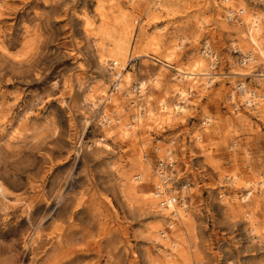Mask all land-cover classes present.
<instances>
[{"label": "rangeland", "instance_id": "rangeland-1", "mask_svg": "<svg viewBox=\"0 0 264 264\" xmlns=\"http://www.w3.org/2000/svg\"><path fill=\"white\" fill-rule=\"evenodd\" d=\"M155 2L0 0V178L9 192L8 200L0 198V264L68 261V255L56 258L68 248V234L48 236L54 225H74L68 238L84 256L80 264H152L153 258L165 264L171 251L160 235L165 220L145 198L154 192L161 162L175 178L170 191L185 200L175 205L183 223L173 211L169 217L180 228V235L169 231L181 242L173 252L178 264H264V106L236 114L229 101L236 84L246 81L240 74L263 61L244 67L241 55L257 47L226 30H245L246 16L264 15V6L261 0H162L153 11ZM228 9L245 11L243 26L226 20ZM126 18L124 64H113L115 57L99 64L101 53H113ZM205 42L219 56L215 69L203 53ZM259 42L264 49V31ZM168 45L175 48L170 59ZM177 69L218 76L203 90L206 76L190 85ZM116 79L131 96L112 95ZM142 80L154 94L145 91L148 113L130 136L121 125L137 123L134 88ZM262 82L247 84L258 92ZM177 84L193 86L182 105L170 93ZM92 89L97 93L86 100ZM161 100L175 110L185 106V115L157 124L150 115L160 111ZM104 115L120 120L104 125ZM208 117L211 124L204 125ZM146 173L152 174L148 183L145 177L134 189L132 177ZM249 190L253 195L244 201ZM29 203L38 205L37 219L48 208L65 212L45 222L38 242L26 220ZM32 245L38 263L28 252Z\"/></svg>", "mask_w": 264, "mask_h": 264}, {"label": "bare ground", "instance_id": "bare-ground-1", "mask_svg": "<svg viewBox=\"0 0 264 264\" xmlns=\"http://www.w3.org/2000/svg\"><path fill=\"white\" fill-rule=\"evenodd\" d=\"M261 2L264 4V0H261ZM161 4H162V0H156L155 4L153 5V7L151 9L153 11L154 10H159L161 8ZM165 7L166 8L168 7L167 2L165 4ZM239 10L240 11L242 10L243 11V15H244L245 11L243 9H239ZM242 19L244 20V16H242ZM262 19H264V15L260 16V15H252V14H250V15L246 16V23H247L246 26H247V28L245 30H243V29H237V30L226 29L227 32H229L230 34L236 33L237 36L242 38V39H245L246 37H249L250 42H252L253 44L256 45V47H257L256 49L248 50V52H247V53H251V55H253V61L254 62L255 61L257 62L259 57H262L261 59L264 62V49L262 48V46L260 45V42H259V36L261 35V33L263 34V31H264L263 25H262V23H263ZM226 20L228 22H230L229 18H226ZM243 20H242V23H238V25H242L243 26L244 25L243 23H245V21H243ZM124 23H125V29H124L123 35L120 36V39L115 44L113 53L110 54V55H106L104 53H101L99 55V57H98L99 64H101V65L106 64V63L108 64L111 57H115V59L113 60V64L118 65L119 61H122V63L124 64V61L126 60V58L128 56V52H129V45H128V42H127V36L129 34V30L128 29H130V25H131L127 18H126ZM223 25H225L226 28L228 27V25L226 23H224ZM182 39L183 40L184 39L190 40L187 37L182 38ZM204 45L206 47L209 44H208V42H205ZM172 48H173V45H168V46L165 47L164 51L167 52L168 59H170V57H172V55L174 53V49L175 48H173V49ZM215 54H216V56L218 58L217 59L218 62L214 61V65L212 66V67H214V69L220 62L218 54L217 53H215ZM165 65L169 66L166 63H165ZM198 65L205 66L206 65L205 60H199ZM250 66L251 65H249L248 67H250ZM261 66H263V64H261ZM263 68H264V66H263ZM257 72L258 71L256 69V70H254L253 72H250V73L247 72V73L240 74V76L245 78L246 81H241L239 83L241 85H243L244 88H245L244 94H242V95L247 96L248 93L251 92L252 94H254L253 92H255L257 94V97L260 100H262V102H261V108H262L264 106V81H263V79L260 78V74H256ZM177 73L180 76H182V77H179L180 78L179 80H183L184 78H186V79H188V83H192L190 85H194L193 82L198 78L199 75L206 76V80L207 81L203 84V90H206L207 88H210V86H213L215 84V79L218 76V74H215V73H213L211 71L207 72V73L206 72L205 73H199V72H196V71H194V72H186L184 70L177 69ZM120 77H121V75H117V78H120ZM249 77H250V79L258 78V80L263 81L261 83V88H258V92L256 90H254V88H252L250 85L247 84V79ZM154 81L158 82V78L155 77ZM116 82H117V79L114 80V84H116ZM118 82H119L117 84L118 92H113L112 95H117L119 93V91H120V93H126L127 95L131 96L132 93H130V91L127 90L128 89L127 84L123 83L121 80L118 81ZM212 83H213V85H211ZM137 85H140V88H141V95H138L140 100H135L134 101L138 105V107H137V115L135 117L137 123H136V125H134V124H126L125 126H126L127 129L123 125H121V129L124 130L123 132L125 134H127V135H130V136H135L137 134V128L141 127L144 124L145 116H147L146 113H148L147 112L148 111V105H147V102H144L146 100L145 91L148 90L152 94H154V88L151 87L149 80H142ZM192 88H193V86H190V89L188 90L187 88L180 87L177 84L174 87H172V89L170 90L171 91L170 93L174 94V95L178 94L179 97H180L179 101H181V100H186L187 101V96H189L191 94V89ZM96 93H97V90L92 89L89 95L88 94L85 95V99L86 100H90L91 97L95 96ZM90 95H92V96H90ZM229 101H232V97L231 96H229ZM160 103H161L160 104L161 105L160 111L150 115L151 119H154V117H156L155 122L157 124H162V123H166V122L170 123L172 121L178 120L179 117H183L185 115L184 113L187 111L185 106L184 107H181V106L177 107V110H175V108L172 109L171 107L168 106V104L166 103L165 100H161ZM93 104L97 105V102L95 101ZM103 113H105L104 108H102V113L101 114H103ZM114 113L118 114L119 110L116 109ZM152 115H153V117H152ZM103 117L104 118H103V122L102 123L104 125L107 124V123L111 124L112 122H118L120 120L119 117L112 118V117H107V116L105 117V115ZM206 120H207V122H206L205 125H210L212 119L210 117H208ZM197 140L201 141L202 140V136L199 135ZM157 176H158L157 177V183H156V186H155L153 194L150 193L149 196H147L145 198H146V201H148L147 205L150 208V210L153 213V215H158L159 217L163 218V220H165L164 224H166V228L167 229L164 228L165 230L164 229L161 230L160 231V235H161L162 239L164 240V242H166L165 243L166 246L168 245L169 248H171V251H168V253L165 254L164 263L165 264H178L176 262V259L173 258V256H174L175 252H178L180 250L179 247H181V242H179L178 240L177 241H173L171 239L170 235H169L170 234L169 231H171V229H172V233H174V234L177 233V234L180 235V228L177 227V224H175V222H169L170 221L169 217H170V215H171V213L173 211L172 214H175V217H177V216L179 217V215H180L179 219L182 222L181 216L182 217L185 216L183 214L184 212H182V214H181V212L176 209L175 205H177L180 201L184 202L185 200L184 199L178 200L179 198L176 195H174L172 191H170L169 186H174V185H169L168 184L167 188H166V191H160L159 188H161V190H162V187H161L162 174H161V170L160 169L158 170V175ZM171 176H172V174H171ZM145 177H146V182L148 183L149 179L152 177V174H149V173H146L145 175L144 174H139V175L137 174L134 177H132V181H133L132 182V187L134 189H138L137 188L138 187V182H140L141 180L145 179ZM260 185L264 188V180L260 181ZM140 192L142 193V190ZM146 195H148V193H146ZM252 195H253L252 190H249L245 194V196L243 197V200L244 201H248L251 198ZM1 197L3 198L4 201L8 200L9 192L5 188L3 182H2V180L0 178V198ZM174 198H177L176 203H174ZM36 206H38V205H32L31 203H29L28 207L25 210L26 220H28V222L30 224H32L33 228L35 229L34 242H38L39 239H41L40 237H42V234H43V231H44V225H45V222H47V220H49V219L50 220H55L57 217L63 216L65 214V212H63V211L52 210L51 208H48L43 213V217L41 219H37L35 217V215L37 213V210H38L37 208L35 209ZM158 207H160V208L158 209ZM174 210L175 211L177 210V211L174 213ZM79 213H80L79 211L72 212L73 215H77ZM73 227H74V225H71L69 229H63L59 225H54L53 228H52V232L48 233V236L56 234L57 230H60V233L57 234V235H54L55 237H63V236H65V234H68L69 236H72V234L74 233ZM150 229L152 231H156V232L158 231V227L157 226H152ZM68 235H67L68 248H64V250H63V248H61L60 249L61 250L60 251L61 254L59 252H57L56 258H60L59 261H63L64 259H62V257L68 255L69 259L66 262H59L58 264H80V262L83 260L84 256L79 254L78 251L76 250V248H73V242H72L71 239L68 238ZM168 241H170V244L168 243ZM59 243H61V241H59ZM28 252L31 255V260H33V263H38V259H37V256L39 254L38 253V248H35L33 245L29 246ZM24 253H27V251H25ZM25 255H28V254H25ZM162 260H163L162 258H155V259L153 258V259H151V263L152 264H161L160 261H162Z\"/></svg>", "mask_w": 264, "mask_h": 264}, {"label": "built area", "instance_id": "built-area-1", "mask_svg": "<svg viewBox=\"0 0 264 264\" xmlns=\"http://www.w3.org/2000/svg\"><path fill=\"white\" fill-rule=\"evenodd\" d=\"M262 5L264 6L263 3H262ZM242 16H243L242 10L240 11V10L228 9L226 11L225 17L229 18V21L231 23H242ZM233 52L235 54H238L239 56L241 55V51L238 48H233ZM203 53L206 55V57L211 58L213 60V62L214 61L218 62V60H217L218 58H217L215 52L212 50L210 45H208L206 47H205V45L203 46ZM240 61L244 67H247V66L256 62V61L255 62L253 61V55H251V53L242 54ZM131 62H133V60ZM263 66H264V62H263ZM263 66H261L260 69H257L258 72L256 74H260V78L263 79V81H264V68H263ZM248 80L249 81L251 80L250 77L247 79V81ZM213 83L211 85H213ZM117 84L118 83H116L113 86L114 91H116L118 89ZM244 90H245L244 86L241 85L240 83H238L235 86L234 91L231 93L232 101H230V102H231V106L233 108V111L236 114H238L240 111H242L244 109L257 110V109L261 108L262 100H260L257 97V94L255 92H253L254 94H252L250 92V93H248L247 96H245V95H242V94H244ZM134 92L137 95H141L140 85H137L134 88ZM110 99H111L110 96H108L107 101H110ZM185 101L186 100H181V102H179V103H181V105H182V104H185ZM179 106H180V104H179ZM206 122H207V120L204 121L203 124L205 125ZM170 165H172V163H170ZM160 170H161V174H162V180H161L162 190H161V188H159V189H160V191H166L168 184L173 185L175 183V178H174L172 171L170 172L172 174V176L170 173H168L169 169H168V163L167 162L166 163L161 162ZM176 201H177V198H174V203H176Z\"/></svg>", "mask_w": 264, "mask_h": 264}]
</instances>
